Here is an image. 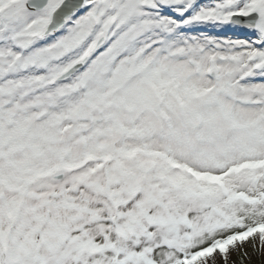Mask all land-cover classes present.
<instances>
[{"label": "snow or ice", "instance_id": "6c2138e0", "mask_svg": "<svg viewBox=\"0 0 264 264\" xmlns=\"http://www.w3.org/2000/svg\"><path fill=\"white\" fill-rule=\"evenodd\" d=\"M0 264H264V0H0Z\"/></svg>", "mask_w": 264, "mask_h": 264}]
</instances>
